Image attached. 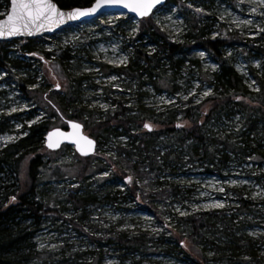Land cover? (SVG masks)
Returning a JSON list of instances; mask_svg holds the SVG:
<instances>
[{
    "label": "rangeland",
    "instance_id": "374dc122",
    "mask_svg": "<svg viewBox=\"0 0 264 264\" xmlns=\"http://www.w3.org/2000/svg\"><path fill=\"white\" fill-rule=\"evenodd\" d=\"M7 12H2L3 16ZM127 16L105 13L51 35L4 41L7 64L0 67V151L23 137L30 126L46 119L52 121L51 129L65 127V118L51 116L49 105L58 97H68L70 101L74 97L69 111L83 116V121H76L82 125L83 133L96 141L87 177L80 179L66 172L58 181L40 185L39 198L50 202L51 209L58 212L46 213L40 224L32 225L35 250L66 258L65 262L53 260L52 264H226L217 256L223 242L220 224L224 222L235 236L242 237L241 248L234 250L244 258L233 256L231 264H250L248 253L264 259V114L253 103L260 99V84L264 86V55L255 51L264 47V0H177L152 12L150 17L172 43L188 40L197 20L204 36L228 39L224 48L227 62L239 77V89L253 101L243 99L246 107L236 99L229 115L206 122L208 137L218 141L212 144L218 154L214 152L210 162L190 159L175 144L170 145L174 155H166L169 147L159 143L160 137L154 146L158 152L153 163L155 171L149 172L141 161L139 167L130 165L126 176L114 179L116 169L111 168L112 164L108 166V159L117 165L118 147L134 150L133 145H140L134 136L144 137L145 124L131 125L130 133L123 128L103 133L96 126L92 129L94 120L84 116L82 109L94 119L103 120L121 102L125 108L135 110L131 117L169 114L175 118L176 126L184 125L182 129L190 125L180 120L179 110L185 109L187 102L191 107L200 106L216 88L210 82L217 70L216 62L198 51L185 58L175 56L181 62L173 68L164 61L158 64L156 70L170 81L167 86L155 88L145 73L137 78L115 73L112 69L140 71L142 64H134L135 45H141L149 55L157 54L156 42L147 37L136 40L138 20L132 17L129 21ZM27 40H36L30 45L31 52L23 48ZM104 64L111 70H103ZM205 92L211 94L204 96ZM205 109L208 107L201 111ZM147 124L152 131L160 129ZM91 131L100 136L98 141ZM45 135L41 153L49 166L85 167L83 161H77L72 146L57 151L45 148ZM225 140L241 142L243 150H225ZM138 151L143 159L144 153ZM201 152L195 146L193 153ZM130 157V162L137 163L136 155ZM141 168L148 176L131 174ZM4 179L13 189V173L8 172ZM133 181L139 187L136 195L131 194ZM144 189L153 195L165 192L158 198L149 196L154 210L144 200ZM71 193L85 195L89 200L83 208L75 209L67 198ZM217 203L224 206L207 207ZM192 216L205 218L201 237H194L192 243L184 239L179 245V236L191 233L185 219ZM120 233L128 238L144 237L146 246L138 252H118L121 248L113 238Z\"/></svg>",
    "mask_w": 264,
    "mask_h": 264
},
{
    "label": "trees",
    "instance_id": "16d2710c",
    "mask_svg": "<svg viewBox=\"0 0 264 264\" xmlns=\"http://www.w3.org/2000/svg\"><path fill=\"white\" fill-rule=\"evenodd\" d=\"M53 1L56 2L59 8L69 9L73 7L89 6L94 0ZM175 2H177V0H168L164 6ZM8 7L9 0H0V18L3 17L2 12L7 11ZM126 18L129 21L133 19L131 16H127ZM137 23L138 33L136 35V40H139L142 37H147L151 42H156L158 46L157 54L149 55L141 45H135L133 49L134 64H142V66H140V71H130L128 68L119 70L112 69L115 73H123L129 78H137L145 73L149 75L148 80L155 85V88L161 86V84L167 86V84H170V81H168V77L166 74L162 73L161 70H156L157 67H159L158 64L161 61H164L170 64L173 68L176 65L178 66L181 62V60H179L180 57L185 58L189 53L198 51L204 53L208 58L216 62V73L212 74V78L210 79L211 83H215L216 88L212 95L203 100L204 102L201 104L202 106L200 105L201 107L199 105L198 107H191V105H189L190 103L187 102L185 104L187 105L186 108H181V110H179L182 115L180 120H184L190 125L188 128L182 129L176 126L174 122L175 118L173 119V116H170L169 114L160 117L153 113H145L142 117H131L132 115H130V113L135 110L132 107L125 108L121 102H118L116 110L107 114L103 120L94 119L90 112L85 113L82 109L84 116H87L88 118L90 117L94 120V122H92V129L94 130V126H96V130L103 133L110 128H123L129 132L132 128L131 125H143V123L147 124V122L160 127L157 132L152 131V127L150 131L146 128L147 132L145 131L144 137H135L132 135L140 144L136 146L133 145V147H135L134 150L129 149L130 147H118L120 155L117 165H115L111 159H108L107 161L108 166L112 164L111 168L116 169L114 170V173H112L114 179L123 178L127 175L126 172L129 170L130 165L135 166V164H137L139 167L141 161L144 163L143 166L145 165L148 167L149 172L155 171L153 163H155V155H157L158 152L154 149V146L157 144L155 142L156 138L160 137H162V141L159 143L163 146L169 147L166 155L173 154V151H170V145L175 144L185 150L190 159H200L210 162V158H213L216 153L218 154L217 148L212 146L213 143L218 141L214 138L208 137L207 132L205 131L206 122L210 118H221L223 115H229L230 113L228 112H231V109L234 106L233 102L236 99L241 100L239 103L246 107L247 103H244L243 99H248L250 102L253 101V99L248 98L246 94L239 89L240 87L238 85L241 84L239 77L236 75L233 66L227 62L224 48L228 45V39H223L222 36L215 38L204 36L202 28L197 20V22L192 24L191 30L189 31L190 38L185 40L182 44H177L172 43L167 39L165 34L160 31L159 27L154 23L151 17L138 20ZM35 41L36 40H27L26 45L24 44L23 48L27 52H31L30 45ZM5 44L6 42L4 41L0 42V67L7 64V54L4 51ZM255 51L257 54L264 55V47L255 49ZM175 56H179V59L176 60ZM102 67L105 71L111 70V68L105 64L102 65ZM151 76H153V78H150ZM153 79L156 81H153ZM161 80L162 83H160ZM260 87V99L256 101L254 100L253 103H256V106L260 109L259 112H263L264 114V111L261 110L262 106H264V86L260 84ZM72 101H74L73 96L71 101L68 97H58L57 102H51L52 104L49 105L52 114L51 116L55 118H65L66 121H83V116L81 114L76 113L75 111H69ZM203 107H208V109L201 111ZM248 120L252 122V120ZM262 120H264V116ZM52 125L53 123L50 119L34 124L27 129V132L23 137L10 143L0 151V264H39L40 262H42V264H52V262H54L53 260H58L57 262L66 261V258H55L54 255L35 250V244L32 241V234L35 232V229L32 225L40 224L44 214L52 211L56 213L58 212L56 209H51L49 205L50 202L43 201L39 198L38 190L40 185L44 183L56 182L60 178H63L66 172V175L68 174L69 176L70 173H73L80 179L87 177L91 158L75 155L78 162L83 161L85 163L84 168H79V165L66 166L64 167L65 169L58 166L53 167V165L49 166L48 163L44 161L45 156L41 153V150L43 147V137L45 133L52 128ZM251 127L252 125L249 128ZM103 133H100L101 137ZM94 136L98 141V137L100 136ZM240 144L241 142L232 143L231 140L224 141L225 150L232 151V153H235L237 150H243ZM195 146L199 147L202 154L193 153ZM64 147L65 146L61 147L62 149L60 150L68 148L67 146ZM138 150H141L144 153L143 159H140L142 155ZM150 153L152 155H150ZM132 155H136L137 158H139L135 160L137 163L130 162V156ZM198 156H200V158ZM141 170L142 171L136 170L131 174L135 176H148V173L144 172L143 168H141ZM8 172L13 173L14 175L15 183L13 189L11 185L6 184L7 181L4 179V176ZM131 185H133L131 194L136 195L137 190H139L137 182L133 181ZM127 188H129V184ZM142 193L146 204L154 210L152 202L148 201L149 196L158 198L159 195H162L165 192L160 190L153 195L150 190L144 189ZM67 198L69 203L75 209L78 207L83 208L89 200L85 195H78L77 193H71ZM198 218L199 217L192 216L185 219V225L189 226L191 233H188L186 237L179 236V245L182 244L181 242H183L184 239H188L189 242L192 243L194 237H201L200 230L205 225V218ZM220 225L221 231L219 230V236H223V242L222 245L218 247L217 256L221 263L231 264L234 260L233 256H236L237 259L244 258L243 255H239L235 251L241 248L240 242H242V237L235 236L232 228H229V226L227 227L226 223L222 222ZM143 239L144 237L139 236L128 238L120 233L113 238V241L116 246L121 248L118 252H121V250L124 249L138 252L146 246ZM248 256L250 264H264V259L251 253H248ZM195 257L201 259L202 255H195Z\"/></svg>",
    "mask_w": 264,
    "mask_h": 264
},
{
    "label": "snow or ice",
    "instance_id": "6c2138e0",
    "mask_svg": "<svg viewBox=\"0 0 264 264\" xmlns=\"http://www.w3.org/2000/svg\"><path fill=\"white\" fill-rule=\"evenodd\" d=\"M159 3H161V0H96V3L90 8H76L65 13L51 0H11L10 12L7 13V18L0 22V38L25 34L32 35L33 31H40L41 29L51 30L53 26H59L66 20H76L84 16L94 15L104 7L119 6L136 13L140 17H146ZM197 11H200V9H197ZM121 63H126V60H122ZM57 88H59V85H57ZM210 94V92H205L204 96ZM13 111H16V109H13ZM183 126V124H177V127ZM71 127L75 131L69 134L67 138L76 145L81 155H88L94 148V142L80 134L81 126L79 124L73 123ZM144 127L149 131L151 130L149 124H145ZM53 137H64V134L53 132L48 136L47 146L49 148H58L61 141L60 139L53 141ZM131 181L132 178L129 177L128 182L131 183ZM223 206V204L217 203L207 207L222 208ZM180 214L185 215L183 212Z\"/></svg>",
    "mask_w": 264,
    "mask_h": 264
},
{
    "label": "water",
    "instance_id": "95a60500",
    "mask_svg": "<svg viewBox=\"0 0 264 264\" xmlns=\"http://www.w3.org/2000/svg\"><path fill=\"white\" fill-rule=\"evenodd\" d=\"M168 0H161V3L157 4L151 11V13L146 16V17H140L138 16L136 13L134 12H131L129 11L128 9L126 8H123V7H119V6H112V7H104V8H101L99 11H97L94 15H91V16H84V17H81L79 19H76V20H66L64 23H61L59 26H53L51 28V30H44V29H41L40 31H33L32 35H17V36H5V37H2L0 38V42L1 41H8V40H13V39H34V38H38V37H41V36H45V35H51L63 28H67V27H70V26H73V25H76L78 23H81V22H84V21H91L93 19H96L98 17H100L101 15L105 14V13H120V14H126V15H129L131 17H133L134 19L136 20H141V19H146L148 17L151 16L152 12L159 8V7H162L165 5V3L167 2ZM52 3L56 4L55 1L51 0ZM96 3V0H94L89 6H86V7H73V8H69V9H61L59 8V6L57 5V7L65 12V13H68L70 11H72L73 9H76V8H79V9H87V8H90L92 7L94 4ZM10 8H11V0H9V7H8V12H10ZM7 18V14L5 16H3L2 18H0V22H2L3 20H5ZM75 123V124H79L81 126L80 128V134L83 135V136H86L84 133H83V127L80 123H78L77 121L75 120H67L66 121V128L62 129V128H53L51 130H49L46 135H45V143H44V146L45 148H47L49 151H57L59 150L61 147L63 146H72L75 150V152L77 153V155H79L80 157H89L91 156L94 152H95V149H96V141L88 136H86L87 138L91 139L93 142H94V148L92 150V152H90L88 155H81L80 152L77 150V147L76 145H74L73 143H71V141L67 138L69 134L73 133L75 130L71 127V125ZM53 132H60V133H63L64 134V137H53V141L57 140V139H60L61 143L59 145L58 148H49L47 146L48 144V136L50 133H53Z\"/></svg>",
    "mask_w": 264,
    "mask_h": 264
}]
</instances>
